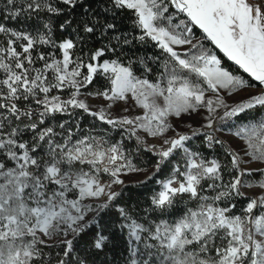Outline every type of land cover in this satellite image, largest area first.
<instances>
[{"label":"snow or ice","instance_id":"1","mask_svg":"<svg viewBox=\"0 0 264 264\" xmlns=\"http://www.w3.org/2000/svg\"><path fill=\"white\" fill-rule=\"evenodd\" d=\"M260 115L264 0H0V264H264V183L244 181L264 174ZM143 153L171 175L142 210L121 190Z\"/></svg>","mask_w":264,"mask_h":264},{"label":"trees","instance_id":"2","mask_svg":"<svg viewBox=\"0 0 264 264\" xmlns=\"http://www.w3.org/2000/svg\"><path fill=\"white\" fill-rule=\"evenodd\" d=\"M18 27H20L21 29L23 28L22 25ZM194 32H195L196 38L201 37V33L199 29H194ZM204 43L209 49L213 50L215 54L221 59L222 66L228 69L230 72H232L233 75H237L243 78L250 84L256 83L252 81V79L248 76L247 73H244L242 69H240L232 61H229L227 57H225L221 52H219L218 49H215V47L211 45L210 42L205 41ZM138 54L143 55L142 52ZM129 55H131V53H129ZM137 74L139 75L140 73H137ZM97 87H99V85H97ZM257 87H260V86L257 84ZM253 115H256V113H253ZM258 118L264 119V115H260ZM90 122H91L90 117H87L85 121H82L85 127H87L88 124H90ZM229 123H232V122L230 121ZM217 126L219 127L220 125L218 124ZM101 127H107V126H101ZM99 130L100 129L98 128L97 131ZM223 132L229 133L226 127ZM124 134H128V133L123 130H113V131L108 132L105 138L109 140V143L117 142L121 140H123V142L125 143ZM189 144L193 148L201 149L203 154L206 156L215 154V150L204 148V145L200 137H193V139L189 142ZM131 148H133L134 150V143L132 141H131ZM217 148L219 149L221 148V146L218 145ZM143 155H146V153H143L142 155H136L134 157V162L137 165L144 164ZM147 157L149 160H148V164H146V166L143 167L144 169L147 167H151V165H154L155 158L152 157L151 154H147ZM170 175H171L170 167H165L159 173H155V175L151 174L152 176L151 179L145 178L143 181L137 182L133 185L130 183L125 184V186L121 190L122 191L121 200L125 203L132 205L133 207L139 205V207L143 210L144 208L148 206L149 198L161 190L160 182L168 179ZM244 181L246 184L259 185L260 183H264V174H261V172H254L251 176H245ZM241 203H243V199H241ZM178 207L183 208L184 205L180 204L178 205ZM176 218H177L176 216L170 217V219H176Z\"/></svg>","mask_w":264,"mask_h":264},{"label":"rangeland","instance_id":"3","mask_svg":"<svg viewBox=\"0 0 264 264\" xmlns=\"http://www.w3.org/2000/svg\"><path fill=\"white\" fill-rule=\"evenodd\" d=\"M197 39H200V37H198ZM258 91H260V87L250 88V89H247L245 91L240 92L239 95L234 96L233 99H240V98H243L249 94L256 93ZM209 95H212V94L209 93ZM89 103L93 108H98L106 102H104L100 99H91V100H89ZM125 107H127L129 109V111L127 113H125L123 111ZM141 111L142 110L136 108L132 102L125 104L123 101H121V102L114 104L113 109H112V114L113 115L135 116L137 114H141ZM170 119L174 125V128L177 131H179L181 133H186V132L190 133V131L199 128L202 117L200 115L193 114L192 116L185 115V116H183L182 119H176V118H170ZM189 124L192 125V129H189V127H188ZM138 134L141 136L145 135L142 132H139ZM172 134H173L172 132L168 133V135H172ZM216 135L218 136V138L224 140L226 146L231 144L232 147H238L239 142L236 141L235 139H233L231 137L230 133L222 131V132H217ZM146 139L151 140V142H156L155 138H153V137H146ZM131 141L134 143L135 139H131ZM250 167H253V168L258 167V164L256 162H254L252 165H250ZM142 169H144V168H142ZM144 170L145 171L140 172V173L134 172V173H129L126 176H123L122 178L125 180V184H127V183L133 184V182L135 184L137 182L143 181L145 178H147L148 175L152 174V172L154 170V165H151V167H147ZM252 186H253L252 188L247 190L249 196H252L256 192L261 191L259 189L258 185H252Z\"/></svg>","mask_w":264,"mask_h":264},{"label":"built area","instance_id":"4","mask_svg":"<svg viewBox=\"0 0 264 264\" xmlns=\"http://www.w3.org/2000/svg\"><path fill=\"white\" fill-rule=\"evenodd\" d=\"M132 139H135V138H132ZM124 141H125L126 145L128 146L129 151L134 152L133 148H131V139H128V134H124ZM147 141L151 142V140H147ZM147 154H150V153H146V155H143L144 156V164L143 165H137V167L143 168L144 166H146V164H148L149 159L147 157ZM135 173H140V172H135ZM133 184H134V182H133Z\"/></svg>","mask_w":264,"mask_h":264}]
</instances>
